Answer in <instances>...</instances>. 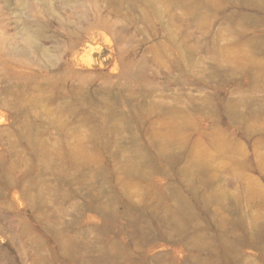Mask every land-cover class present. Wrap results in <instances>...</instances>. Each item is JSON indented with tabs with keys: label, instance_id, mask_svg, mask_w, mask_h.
I'll list each match as a JSON object with an SVG mask.
<instances>
[{
	"label": "rangeland",
	"instance_id": "rangeland-1",
	"mask_svg": "<svg viewBox=\"0 0 264 264\" xmlns=\"http://www.w3.org/2000/svg\"><path fill=\"white\" fill-rule=\"evenodd\" d=\"M0 264H264V0H0Z\"/></svg>",
	"mask_w": 264,
	"mask_h": 264
},
{
	"label": "bare ground",
	"instance_id": "bare-ground-1",
	"mask_svg": "<svg viewBox=\"0 0 264 264\" xmlns=\"http://www.w3.org/2000/svg\"><path fill=\"white\" fill-rule=\"evenodd\" d=\"M39 35H36V36H34V37H32V38H36V37H38Z\"/></svg>",
	"mask_w": 264,
	"mask_h": 264
}]
</instances>
